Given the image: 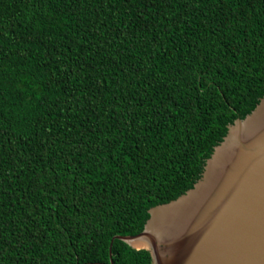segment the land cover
Instances as JSON below:
<instances>
[{"label": "trees", "instance_id": "trees-1", "mask_svg": "<svg viewBox=\"0 0 264 264\" xmlns=\"http://www.w3.org/2000/svg\"><path fill=\"white\" fill-rule=\"evenodd\" d=\"M263 96L264 0H0V264H152L114 237Z\"/></svg>", "mask_w": 264, "mask_h": 264}, {"label": "water", "instance_id": "water-1", "mask_svg": "<svg viewBox=\"0 0 264 264\" xmlns=\"http://www.w3.org/2000/svg\"><path fill=\"white\" fill-rule=\"evenodd\" d=\"M116 235L152 264H264V96L228 125L193 187Z\"/></svg>", "mask_w": 264, "mask_h": 264}]
</instances>
